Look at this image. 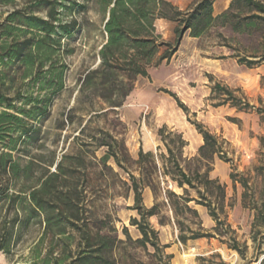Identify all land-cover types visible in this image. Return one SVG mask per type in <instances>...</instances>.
I'll return each mask as SVG.
<instances>
[{"label":"trees","instance_id":"16d2710c","mask_svg":"<svg viewBox=\"0 0 264 264\" xmlns=\"http://www.w3.org/2000/svg\"><path fill=\"white\" fill-rule=\"evenodd\" d=\"M216 1L195 0L181 10L168 0H27L22 7L18 0H0V7L11 8L6 16L0 15V252L12 255L23 236L36 229L25 256L29 264H172L173 255L166 252L168 245L161 242L151 222L157 218L161 226L174 224L183 245L218 238L245 256L247 246H241L236 231L221 217L226 216V185L211 177L216 158L228 161L225 140L189 117L203 137L195 156L186 157L188 141L164 125L158 135L165 152L141 148L135 159L124 139L93 125V118H106L120 108L139 77L149 78L151 67L170 61L187 32L200 39L218 29L258 35L263 51L231 57L249 68L264 63V0H231L218 15L214 14ZM90 7L101 18L97 30L102 43L95 54L97 62L79 78L77 102L87 109L75 107L62 113L55 128L63 131L74 125L77 110H86L90 118H82L77 134L58 153L57 148H46L41 123L66 87V57L74 53L71 41L86 29ZM41 11H46L45 16L38 14ZM158 19L177 23L174 43L158 32ZM217 36L221 46L237 51L222 32ZM163 91L189 115L175 93ZM236 91L216 82L210 99L218 100L216 107L229 105L239 112L255 109ZM260 141L264 146V137ZM33 146L38 152H31ZM99 149H105L102 156L96 154ZM257 170L263 173L264 164ZM230 177L237 183L236 174ZM119 184L125 191L122 195L133 197L130 209L136 216L130 218V225L138 237L123 226L122 238L112 214L97 204ZM241 185L246 199L248 180L242 179ZM146 189L154 197L151 207L144 203ZM198 205L206 207L215 221L211 231L204 228ZM254 209L255 227L264 226V200ZM197 264L229 263L220 253H212L199 256Z\"/></svg>","mask_w":264,"mask_h":264},{"label":"rangeland","instance_id":"374dc122","mask_svg":"<svg viewBox=\"0 0 264 264\" xmlns=\"http://www.w3.org/2000/svg\"><path fill=\"white\" fill-rule=\"evenodd\" d=\"M26 1L18 0L19 7L24 6ZM10 9V7H0V15L6 16ZM38 14L45 16L46 11ZM86 17V29L71 41L74 53L66 57L69 65L66 71V87L54 100L50 115L41 123L42 131L46 132L44 140L46 148L50 150L57 148L58 153L66 149L73 135L77 134L82 118L84 121L90 118L86 110H77L74 125L68 126L63 131L55 128L62 113L75 107L87 109L85 105H79L77 102L79 78L86 68L97 62L95 54L102 43V38L97 30L101 25V18L93 7L88 9ZM218 32H222L228 38V43L237 48V51L231 50L230 53L226 50L227 47L221 46L222 41L217 36ZM261 44L262 39L258 35H239L230 29L214 30L209 36L202 38L196 46H186L177 55V60L165 61L166 65L177 70V93L169 87H158L170 82L168 68L151 67L149 78L139 77L134 91L120 108L106 118H93V125L110 129L119 139H124L130 154L135 159L143 146L147 148L156 144L152 152L155 154L165 152L158 135V130L164 125L181 132L188 141L184 149L186 157L195 156L203 144L202 135L191 121L203 123L213 134L226 141L228 161L216 158L211 177L217 178L226 185V216L221 215V217L227 218V222L236 231L241 246H247L245 256L228 248L227 244H223L218 238H201L183 245L178 240V230L173 223L161 226L157 218H152L151 222L159 230L161 242L168 245L166 252L173 255L172 264H197L199 256L212 253H220L229 264H260L264 258V226L255 227L257 213L254 209L264 200V172L257 170L264 164V146L260 141L264 137V63L249 68L239 64L236 57H231L232 54L249 55L261 52L263 51ZM209 76L212 77V81ZM216 82L238 90L235 94L246 99L255 109L239 112L229 105L214 106L218 100H211L210 95L211 88ZM163 89L175 93L189 108V115L185 114L175 98ZM189 117L191 121L188 120ZM117 119L122 123L118 124ZM115 123L118 125L114 129ZM55 134H60V137ZM42 136L41 133L40 137ZM31 152L36 153L38 149L33 146ZM104 152L105 149H99L96 154L102 156ZM113 166L123 178H128L124 171L114 164ZM231 173L236 174L237 183L231 179ZM242 179L249 182V195L246 199L243 198L245 190L241 185ZM113 187L97 204L101 211L112 214L122 238H124L121 233L123 226H128L131 234L138 237V231L130 225V218L136 216V212L130 209L134 204L133 197L122 195L125 191L120 184L116 188ZM146 190L144 203L151 207L154 204V197ZM196 208L202 210L199 213L204 228L211 231L215 221L209 215L207 208L200 205ZM259 221L258 224L261 223V219ZM257 231L260 233L255 235ZM36 233V229H32L24 235L12 255L0 252V264H29L25 256ZM254 236H257L256 241Z\"/></svg>","mask_w":264,"mask_h":264},{"label":"crops","instance_id":"0c3cea01","mask_svg":"<svg viewBox=\"0 0 264 264\" xmlns=\"http://www.w3.org/2000/svg\"><path fill=\"white\" fill-rule=\"evenodd\" d=\"M168 1H171L174 5L179 7L181 10H187V8H189L195 0H168ZM230 2L231 0H217L216 3L214 4V14L218 15L222 13L223 11H225L229 7ZM176 26H177V23L174 21H170L166 19H158L156 21L157 30L166 41L174 42V40L176 39V34H175ZM200 40H201L200 38H195V37L190 36L189 32H187L183 36V39L179 45L178 51L173 55L171 61L177 60V55L180 54L181 51L185 49L186 46H189V45L196 46V44ZM226 50L232 53L230 49L226 48ZM162 66H166L168 68V77H170V82L168 84L158 85V87H166V88L169 87V88H172L175 93H177V70L175 68H171L170 65H166L165 62L159 65V67H162ZM155 147H156V144L154 146H150L147 148H144L143 146V149L144 151H153ZM146 191H148L149 194H152L149 189H147ZM197 209L199 212L202 211L200 210V208H197Z\"/></svg>","mask_w":264,"mask_h":264}]
</instances>
